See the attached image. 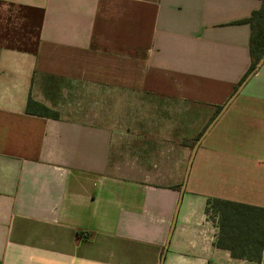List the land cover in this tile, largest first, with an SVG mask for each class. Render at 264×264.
<instances>
[{"label": "crops", "instance_id": "0c3cea01", "mask_svg": "<svg viewBox=\"0 0 264 264\" xmlns=\"http://www.w3.org/2000/svg\"><path fill=\"white\" fill-rule=\"evenodd\" d=\"M261 2L0 0V264H264V246L260 263L217 247L205 213L209 197L264 207V61L179 202L183 139L247 74ZM42 80L65 82L41 100Z\"/></svg>", "mask_w": 264, "mask_h": 264}, {"label": "trees", "instance_id": "16d2710c", "mask_svg": "<svg viewBox=\"0 0 264 264\" xmlns=\"http://www.w3.org/2000/svg\"><path fill=\"white\" fill-rule=\"evenodd\" d=\"M242 21L249 23L251 28L249 39L251 64L248 70L250 72L264 55V0L257 10L252 11L250 16ZM220 108L217 107L215 114ZM25 112L58 118L57 111L30 96ZM200 134L201 132L197 138ZM205 213L211 219L216 218L219 229L215 243L217 247L228 250L232 257L260 263L264 246V207L209 197L206 201Z\"/></svg>", "mask_w": 264, "mask_h": 264}, {"label": "water", "instance_id": "95a60500", "mask_svg": "<svg viewBox=\"0 0 264 264\" xmlns=\"http://www.w3.org/2000/svg\"><path fill=\"white\" fill-rule=\"evenodd\" d=\"M263 61H264V55L257 62L256 66L250 72H248L247 75L242 79V81L240 82V84H238L237 88L229 96V98L223 104V106L218 111V113L212 118V120L207 124V126L204 128V130L199 135V137L196 139V141H195V143H194V145L192 147V150H191V154H190V157H189V160H188L187 168H186V171H185V174H184V178H183V181H182V184H181V188H180V191H179L180 192L179 202L181 201L183 192L185 190V186H186V183H187V178H188V175H189V171H190V168H191V164L193 162V159L195 157V154L197 152V149L199 147V144L201 143L202 139L207 134V132L211 129V127L213 126V124L216 122V120L219 118V116L224 112V110L231 103V101L237 96V94L241 91V89L247 83V81L251 78V76H253V74L256 72V70L261 66V64H262Z\"/></svg>", "mask_w": 264, "mask_h": 264}, {"label": "rangeland", "instance_id": "374dc122", "mask_svg": "<svg viewBox=\"0 0 264 264\" xmlns=\"http://www.w3.org/2000/svg\"><path fill=\"white\" fill-rule=\"evenodd\" d=\"M64 82L65 81H63V82L59 81L58 82V81H51V80L40 81L37 84V87H38L37 92H39V94H38L39 98L41 99V97H42L41 100H45L46 98L57 97L59 89L64 87ZM197 136H198V134L195 133V135L192 138L183 139V143H185L188 147V152L191 151V149H192V147H193V145L197 139Z\"/></svg>", "mask_w": 264, "mask_h": 264}]
</instances>
